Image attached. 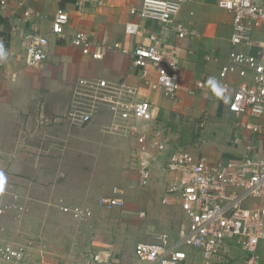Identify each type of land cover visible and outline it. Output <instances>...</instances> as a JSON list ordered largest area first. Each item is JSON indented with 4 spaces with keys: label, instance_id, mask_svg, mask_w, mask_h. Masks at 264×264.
<instances>
[{
    "label": "crops",
    "instance_id": "0c3cea01",
    "mask_svg": "<svg viewBox=\"0 0 264 264\" xmlns=\"http://www.w3.org/2000/svg\"><path fill=\"white\" fill-rule=\"evenodd\" d=\"M139 6L140 0H30L28 7L40 15L30 18L12 0L5 7L0 6V189L4 193L0 199L12 202L10 194L16 195V205L25 209L9 213L1 221V238L9 244L38 242L48 249L43 258L37 249L31 250L25 264H95L92 256L96 253L109 254L112 264H143L135 258L134 246L128 253L97 229L103 225L99 218L106 210L99 208L96 201L89 204L90 199L112 195L113 188H118L124 200V206L119 208L126 207L127 215L131 210L127 207L129 200L134 199L141 201L139 205L144 212L154 210L159 195L155 187L165 181L169 186L178 177L164 168L181 152L182 148L176 146L183 129L179 125L183 116L190 121L204 112L210 114L205 126L201 125L196 142L186 150L193 156H204L211 163L264 159V133L253 129L263 128L264 118L248 113L235 115L228 109L237 87L249 83L250 78L228 75L227 88L219 78L232 49L229 41L232 14L211 1L195 0L180 5L172 22L163 25L149 19L137 21L130 10ZM57 10L69 17L63 38L51 33ZM131 21L139 22V31L127 36L124 27ZM178 26L187 33L182 39L178 37ZM116 27L123 30L115 39L112 33ZM79 31L96 41L120 43L129 51L137 45H157L167 59L179 65L177 95L165 98L162 91L144 86L139 70L131 66L129 54L109 51L102 60L82 55L69 39ZM28 33H38L48 40L47 57L38 70L26 68L23 59L22 39ZM254 39L264 40V28L256 30ZM236 50L249 55L257 53L255 47L243 45ZM149 69L154 81L155 68L150 65ZM79 78L124 81L136 88L138 101L150 104L151 119L124 122L113 118L108 109L100 108L91 123H73L68 117V105ZM198 83H203V87L199 88ZM40 92L44 102H21L30 94L29 98L36 101ZM198 102H210V105ZM170 121L174 122L172 129L166 130L165 123ZM140 135L146 138L152 156L149 161L152 175L147 185L152 196L147 200L136 183H126V162L138 179L137 159L133 160L131 155L137 153ZM161 143L165 147L159 152L157 146ZM119 147L127 151L120 163ZM128 151L133 154L129 156ZM165 196V201L182 211L177 193L167 191ZM60 205L88 207L92 217L78 221L62 213ZM25 215L30 229L17 225ZM69 218L77 221L73 227L66 224ZM184 218L183 228L188 223L185 215ZM108 226L112 231L111 227L117 224ZM9 234L18 237L17 240L10 239ZM29 236L27 242H18ZM192 258V263H202L199 252L193 253ZM198 259L200 263L196 262Z\"/></svg>",
    "mask_w": 264,
    "mask_h": 264
},
{
    "label": "built area",
    "instance_id": "2783aa9c",
    "mask_svg": "<svg viewBox=\"0 0 264 264\" xmlns=\"http://www.w3.org/2000/svg\"><path fill=\"white\" fill-rule=\"evenodd\" d=\"M10 0H0L5 7ZM23 8L24 16H40L28 7L30 0H12ZM195 0H140V6L131 9L130 14L137 21L149 19L163 25L170 24L185 2ZM226 10L233 16L230 36L232 47L228 63L221 68L219 78L227 88V76L238 74L249 77V83H241L232 96L228 106L235 115L250 114L264 118V40L256 41L257 29L264 28V0H207ZM68 15L57 10L52 22L51 33L65 37L64 27ZM125 24L124 33L134 36L139 31V22ZM178 37L187 33L178 26ZM70 43L82 55L93 60H102L109 51H118L131 56V66L140 72L144 86L162 91L165 98H174L180 90V68L173 59H167L164 51L155 44L137 45L131 51L120 43L106 40H93L87 33L79 31L70 36ZM48 40L38 33H28L22 39L25 65L40 69L47 57ZM255 47L256 55L236 50L238 46ZM155 68V80L150 78L149 67ZM199 88L203 83H198ZM68 109L69 119L79 125L91 123L100 108L109 110L111 116L121 121H148L152 108L146 101H138L136 88L124 81L110 82L105 79L79 78L73 88ZM262 131L263 128H253ZM135 131V129H134ZM137 172L141 186H147L151 179L149 154L146 138H137ZM165 144H158L163 151ZM168 171L178 177L167 188L169 194L180 196V206L188 221L181 232V238L174 244L136 243L133 249L135 258L143 264H194L192 254L184 249L199 252L201 264H264V159L246 158L241 162L211 163L204 156H193L181 151L169 163ZM122 191L113 188L112 195H99L96 205L106 211L124 206ZM4 195L0 189V198ZM12 202L0 199V224L11 212H24L23 206L16 205L18 197L11 195ZM258 202V204H255ZM15 203V204H14ZM60 211L71 215L78 221H86L92 216L88 207L60 205ZM240 250L237 255L234 248ZM37 249L43 258L48 254L44 244L29 242L9 244L2 241L0 228V264H25L28 253ZM95 264H112L107 253L92 256Z\"/></svg>",
    "mask_w": 264,
    "mask_h": 264
},
{
    "label": "rangeland",
    "instance_id": "374dc122",
    "mask_svg": "<svg viewBox=\"0 0 264 264\" xmlns=\"http://www.w3.org/2000/svg\"><path fill=\"white\" fill-rule=\"evenodd\" d=\"M123 28H114V34L115 39L116 37L120 36L121 31ZM111 34V33H110ZM26 66V65H25ZM26 68H29L26 66ZM32 69V68H29ZM38 70V69H34ZM43 92H40L38 97L35 99L27 97V100H24V98L21 99V102H44L43 97H40V94ZM45 97V96H44ZM34 100V101H33ZM200 105L205 104L207 107L210 105V102H198ZM210 114L204 112L200 116L193 117L192 120H188L184 118V116L181 119L180 126L183 127L181 131V136L177 137L179 140V143L176 147L182 148L180 151H186L188 150V147L192 146L196 139L199 137V133L201 131V125L205 126V122L209 121ZM148 122V121H147ZM152 122V121H149ZM173 121H170L168 126L166 127V130L168 128L172 129ZM172 133V130H171ZM165 136L167 137V132H165ZM137 137V136H136ZM173 137V134H171V138ZM125 147H119V163L125 160V156L123 153H125ZM179 152V151H178ZM127 153V151H126ZM128 154H133L131 151H128ZM135 154V153H134ZM131 155L133 160L134 158L137 159L136 154ZM101 157H107V156H101ZM126 183L127 184H135L137 185V189L141 194H143L142 197H144L145 200H147L151 195L150 192H148L149 186L141 187L138 184L137 175L135 172L131 169V166L129 163L126 162ZM164 169H168L166 166ZM159 180L158 182H160ZM132 182V183H131ZM167 182L163 183V185L156 186L155 189L159 190L157 193L158 195V202L156 204V208L154 210L149 211H143L142 207L139 205L141 201L134 199L129 200L130 204L127 207H130V214L127 215V209L126 207L122 209H117L112 212L103 211L104 214L100 216L99 223H103V225L98 226L97 229L101 230L102 233L108 235L107 238L112 239V242H116L117 245L119 244L123 250H127V252L131 249L132 246H135L134 244L139 242L149 243V244H165L169 245L173 242H176L181 238V232L183 230V227L185 226L186 220L184 218V215L180 208L177 207V205H174V203L170 204L168 201H165L166 198V192L168 186H166ZM148 192V193H147ZM96 198H91L89 204L93 205L95 203ZM79 204V203H76ZM144 204V203H143ZM81 205V204H80ZM71 207H78L77 205L71 206ZM81 207V206H79ZM25 219H19L20 223L17 224L19 228L27 227L30 229L28 215H25ZM92 217V216H91ZM14 219H16L14 217ZM18 220V219H16ZM74 219L69 218L67 221V226L73 227L75 224ZM109 224H117L116 227H111L114 230H110ZM30 233V231H28ZM28 234V233H27ZM8 236L10 239H16L18 237L14 236L13 234H9ZM28 239H18V242H27L31 238L25 237ZM17 240V239H16ZM186 251H189L192 255L193 253H196L194 250L190 249H184ZM236 252H234L236 255L237 253L240 254V250L237 249V247L234 248ZM129 253V252H128ZM198 257V256H197ZM199 258V257H198ZM197 263L201 262L200 259L196 261Z\"/></svg>",
    "mask_w": 264,
    "mask_h": 264
}]
</instances>
